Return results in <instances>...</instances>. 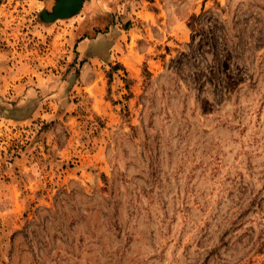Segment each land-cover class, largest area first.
Wrapping results in <instances>:
<instances>
[{
	"label": "rangeland",
	"instance_id": "rangeland-1",
	"mask_svg": "<svg viewBox=\"0 0 264 264\" xmlns=\"http://www.w3.org/2000/svg\"><path fill=\"white\" fill-rule=\"evenodd\" d=\"M81 1L0 0V264H264V0Z\"/></svg>",
	"mask_w": 264,
	"mask_h": 264
},
{
	"label": "trees",
	"instance_id": "trees-1",
	"mask_svg": "<svg viewBox=\"0 0 264 264\" xmlns=\"http://www.w3.org/2000/svg\"><path fill=\"white\" fill-rule=\"evenodd\" d=\"M56 12H53V10H50L48 8L42 9V11H40L39 15H40V19L44 22L46 21H51L54 20L57 17H61L60 15H56ZM64 17V16H62ZM119 64H115L114 68H119Z\"/></svg>",
	"mask_w": 264,
	"mask_h": 264
},
{
	"label": "crops",
	"instance_id": "crops-1",
	"mask_svg": "<svg viewBox=\"0 0 264 264\" xmlns=\"http://www.w3.org/2000/svg\"><path fill=\"white\" fill-rule=\"evenodd\" d=\"M82 2H83V0L81 1V3H80V5H77V6H75V10L73 11V12H71V15H74V14H77L80 10H81V5H82ZM56 5H57V1H56ZM55 5V6H56ZM77 7V8H76ZM71 15H64V14H62V15H60L61 17L62 16H64V17H70Z\"/></svg>",
	"mask_w": 264,
	"mask_h": 264
}]
</instances>
